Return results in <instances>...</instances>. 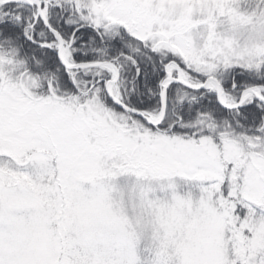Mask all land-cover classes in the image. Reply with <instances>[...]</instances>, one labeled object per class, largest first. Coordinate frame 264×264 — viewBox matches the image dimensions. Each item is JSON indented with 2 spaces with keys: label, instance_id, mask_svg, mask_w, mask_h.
<instances>
[{
  "label": "snow or ice",
  "instance_id": "obj_1",
  "mask_svg": "<svg viewBox=\"0 0 264 264\" xmlns=\"http://www.w3.org/2000/svg\"><path fill=\"white\" fill-rule=\"evenodd\" d=\"M0 264H264V0H0Z\"/></svg>",
  "mask_w": 264,
  "mask_h": 264
}]
</instances>
